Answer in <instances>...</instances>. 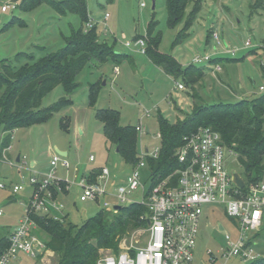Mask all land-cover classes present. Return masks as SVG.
I'll return each mask as SVG.
<instances>
[{
  "label": "rangeland",
  "instance_id": "374dc122",
  "mask_svg": "<svg viewBox=\"0 0 264 264\" xmlns=\"http://www.w3.org/2000/svg\"><path fill=\"white\" fill-rule=\"evenodd\" d=\"M54 1L62 2V6L68 0ZM13 2L18 4L19 0H0V60H12L18 52L30 54L29 59L19 61L22 64L46 52L56 51L64 46L65 37L82 24L78 14L60 5L53 6L47 0L28 11H1L2 5ZM142 3L144 6H141ZM250 3L251 0H201L198 12L187 25L193 7L191 1L184 10L183 18L169 25L166 0H85L89 20L83 23L84 28L96 25L100 42H105L115 53L128 56L117 64L111 60L88 63L76 78L79 85L67 96L72 104L54 112L44 122L12 130L10 146L3 152L4 159H0V184L4 185L0 188V237L7 236L24 218L32 192L28 180L34 174L48 173L54 155L69 162L67 170L57 164L54 176L70 181L68 191L57 194V203L62 204L63 212H55L59 216L67 215V220L73 224L80 225L101 209L100 204L79 201L80 189L74 183L83 174L106 166L117 184L126 182L133 166L123 161L115 147L106 141L102 124L94 117L95 109L118 110L120 125H147L149 134L138 133L140 151L145 145L150 149L159 145L156 137L159 112L174 123L180 120L176 113L177 106L183 108L181 110L185 115L191 111L189 107L193 102L199 105L226 104L259 96L258 86L264 83L262 68L258 63L261 51L252 53L255 48L246 47L244 43L249 39L254 46L264 40V11H252ZM105 14H108L107 19ZM150 25L151 35L159 40V52L173 56L182 67L188 64L204 67V75L193 88L184 84L186 91L194 94L193 98L175 90V83L179 80L167 75L133 46L135 34L145 38ZM209 31L216 32L218 40L212 36L208 38ZM127 42L132 43L131 47L125 46ZM232 51L235 53L232 54ZM204 56L219 60L201 64L193 62L195 57ZM115 65L118 73L114 71ZM216 65L220 67L219 70H216ZM99 77L98 97L92 107L88 103V84ZM62 96L66 94L62 86L57 85L41 98L38 108L47 107ZM177 97L181 99V104L176 105L171 101L173 98L180 102ZM62 118H67V128L62 127ZM4 136L0 126V140ZM55 146L65 149L67 156H60ZM17 156L20 157L19 162H16ZM89 156H93L94 160L90 161ZM226 165L230 172L235 171L243 176L234 152L226 151ZM139 172L141 182L147 185L148 168L142 167ZM259 181L264 183V171ZM14 185H22L23 188L13 193ZM132 197L135 200L141 198L139 192L133 193ZM219 224L224 231L219 229ZM36 233L41 239H47L43 229L38 228ZM225 234H229L233 242L238 238V231L232 219L226 215L223 205H203L193 264L250 263L238 256H223L227 247ZM252 237L254 253L258 254V258L264 257V222ZM144 239L145 234L139 228L126 238L134 246L142 245ZM104 250L99 249L100 255L105 253ZM55 262L53 257L51 264ZM15 264H33V260Z\"/></svg>",
  "mask_w": 264,
  "mask_h": 264
},
{
  "label": "trees",
  "instance_id": "16d2710c",
  "mask_svg": "<svg viewBox=\"0 0 264 264\" xmlns=\"http://www.w3.org/2000/svg\"><path fill=\"white\" fill-rule=\"evenodd\" d=\"M41 1L45 0H19L16 9L28 11ZM47 1L56 7L62 3ZM191 1L193 7L187 25L198 12L201 0H166L169 25L183 18L184 10ZM61 7L78 14L82 22L77 30H72L65 37L62 48L22 64L19 61L29 59L30 54L18 52L12 60H0V126L5 133L0 140V155L10 146L12 130L44 122L54 112L72 104L67 96L79 85L76 78L88 63L111 60L117 64L128 56L115 53L105 42H100L96 25L84 28L83 23L89 20L85 0L64 1ZM250 8L252 11H264V0H251ZM150 29L151 25L145 38L135 34L133 41L143 38L146 44L143 54L167 75L181 79V83L193 88L204 75V67L193 64L182 67L173 56L159 52V40L151 35ZM209 36H212L211 31L208 32ZM251 52L256 54L255 50ZM217 60L219 58L210 59L212 62ZM100 81L101 78L88 84V103L92 107L98 97ZM57 85L62 86L66 96L47 107L38 108L41 98ZM189 96L193 98L194 94L190 93ZM94 117L101 122L106 141L118 149L117 153L123 161L134 166L139 159L136 125H120L119 111L113 108H97ZM67 122V118L61 119L63 128H67ZM156 122L160 133L159 155L156 159H146L152 175L163 177L176 170L179 165L174 153L184 137L199 127L210 126L220 133L224 144L235 153L246 186L259 181L264 171V92L236 103L199 105L193 102L191 111L182 120L172 123L159 112ZM99 172L100 168L91 171L90 179H94ZM147 214L145 206L131 203L117 211L101 208L80 225L68 221L67 215L62 220L39 214L31 217L47 234L46 246L53 252L55 264H96L99 249H110L116 253L124 238L134 230L147 226ZM6 237H0V253L8 245ZM248 264H264V257Z\"/></svg>",
  "mask_w": 264,
  "mask_h": 264
},
{
  "label": "built area",
  "instance_id": "2783aa9c",
  "mask_svg": "<svg viewBox=\"0 0 264 264\" xmlns=\"http://www.w3.org/2000/svg\"><path fill=\"white\" fill-rule=\"evenodd\" d=\"M16 6L15 2L2 5L1 11H13ZM107 17L108 14H105V19ZM212 37L218 40L216 32L212 33ZM131 44L127 42L125 46L131 47ZM244 45L254 47L256 54V50L261 51L258 63L264 70V40L252 46L248 39ZM133 46L137 47L138 52H145L143 38L134 40ZM209 61L208 56L193 59L197 64ZM215 68L220 69L218 65ZM114 71L118 73L116 67ZM175 86L178 90L185 88L181 82H176ZM258 90L264 92V83L258 86ZM148 114L147 111L146 116ZM135 129L138 133H146L145 126L136 125ZM156 137L160 139L159 132ZM159 148L160 144L152 149L147 145L141 147L139 159L124 184L113 185L114 178L106 166L100 168L94 179L86 174L74 183L80 189L78 199L81 202L100 204L102 209L112 211H115L114 205L138 203L148 211L147 226L139 228L145 234L144 243L134 246L124 238L116 253L105 249L96 264H193L202 206L211 203L223 205L226 215L232 219L238 231V238L234 242L230 240L229 234H225L227 247L223 256H238L248 261L257 259L258 254L252 249V235L264 222V183L258 181L246 186L244 182L240 188L232 181L226 165V151L233 150L224 144L220 133L210 126H202L186 135L174 153L179 167L163 177L154 176L148 170V183L144 185L139 169L147 167V158L158 157ZM0 159H4L3 154ZM93 159V156H89L90 161ZM57 164L66 170L69 168L66 159L54 155L48 173L34 174L29 178L32 192L25 216L7 234L8 245L0 253V264H15L26 260H33V264L52 263L54 254L47 248L46 240L36 233L39 227L31 215H46L54 220H62L65 216L55 212H63L62 204L57 203V194L67 192L70 181L54 176ZM3 187L0 184V188ZM22 188V185H14L12 192L17 193ZM136 192L140 193V200L133 199L132 194ZM220 230L224 231L223 227Z\"/></svg>",
  "mask_w": 264,
  "mask_h": 264
},
{
  "label": "crops",
  "instance_id": "0c3cea01",
  "mask_svg": "<svg viewBox=\"0 0 264 264\" xmlns=\"http://www.w3.org/2000/svg\"><path fill=\"white\" fill-rule=\"evenodd\" d=\"M176 59V58H175ZM179 62V61H178ZM117 68L118 69V67L115 65L114 66V68ZM262 74H263V77H264V70H262ZM101 77H99V79H100ZM179 80V82H182L181 81V79H178ZM196 85V84H195ZM194 85V86H195ZM193 86V87H194ZM185 88L183 89V90H178L177 88H176V86H175V90H177V91H179V92H183L184 94H186V96L188 97L189 96V92L188 91H186L187 90V86H184ZM177 99L180 101V102H177L176 101V99H173V98H171V101L174 103V104H181L182 102H181V99L179 98V97H177ZM191 107L192 106H190L189 107V110L191 109ZM181 109H183L181 106H177L176 107V113H177V115H179V117H178V119H181L182 117H183V115H184V113H183V111L181 110ZM145 128H146V133L147 134H149L150 133V129L148 128V126L146 125L145 126ZM55 150L58 152V154L60 155V156H62V157H66L67 156V151L65 150V149H63V148H59V147H56L55 146ZM115 151H116V147H115ZM4 152V151H3ZM17 157H19V156H17ZM94 160V159H93ZM92 160V161H93ZM19 161H20V157H19ZM18 161V162H19ZM17 162V161H16ZM32 165H33V163H32ZM96 169V168H95ZM94 169H91L89 172H87V173H85V174H83V175H86V174H91V171H93ZM117 183L115 182V180H114V182H113V185H116ZM64 193H66V191L64 192ZM60 195V194H59ZM59 195L57 196V199H59Z\"/></svg>",
  "mask_w": 264,
  "mask_h": 264
},
{
  "label": "water",
  "instance_id": "95a60500",
  "mask_svg": "<svg viewBox=\"0 0 264 264\" xmlns=\"http://www.w3.org/2000/svg\"><path fill=\"white\" fill-rule=\"evenodd\" d=\"M116 152H118V149H117V148H116ZM16 161H17V162L19 161V157L16 158ZM231 175H232V181H233L238 187L242 188V187L244 186V180H243L242 176H241L239 173L235 172V171H232V172H231ZM123 207H124V205H114V206H113V209H114L115 211H117V210H120V209L123 208ZM221 228H222V226L219 224V229H221Z\"/></svg>",
  "mask_w": 264,
  "mask_h": 264
}]
</instances>
